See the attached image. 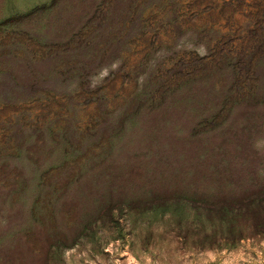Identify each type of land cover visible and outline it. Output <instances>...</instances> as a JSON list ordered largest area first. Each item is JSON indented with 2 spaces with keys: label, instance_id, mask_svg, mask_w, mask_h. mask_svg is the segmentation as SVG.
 <instances>
[{
  "label": "trees",
  "instance_id": "1",
  "mask_svg": "<svg viewBox=\"0 0 264 264\" xmlns=\"http://www.w3.org/2000/svg\"><path fill=\"white\" fill-rule=\"evenodd\" d=\"M163 1L35 0L1 23L0 264H64L127 227L264 238V18L247 47L214 31L202 55L132 60Z\"/></svg>",
  "mask_w": 264,
  "mask_h": 264
},
{
  "label": "rangeland",
  "instance_id": "2",
  "mask_svg": "<svg viewBox=\"0 0 264 264\" xmlns=\"http://www.w3.org/2000/svg\"><path fill=\"white\" fill-rule=\"evenodd\" d=\"M33 1L0 0V24L11 9H24ZM170 1L164 0L162 8L154 7L146 13V36L136 43L132 60L147 52L167 62L189 51L202 55L207 44L211 50L216 49L214 31L224 34V46L233 43L247 47L250 33L264 18V0ZM11 43L10 36L0 35V45ZM105 75V71L99 74ZM3 136L0 129V142ZM123 233L124 238L108 244L104 252L90 249L87 244L67 251L64 264H264L263 237L244 240L232 250H221L192 249L170 230L154 229L151 234L138 235V231L127 227Z\"/></svg>",
  "mask_w": 264,
  "mask_h": 264
}]
</instances>
